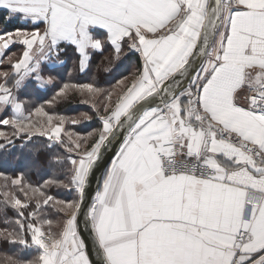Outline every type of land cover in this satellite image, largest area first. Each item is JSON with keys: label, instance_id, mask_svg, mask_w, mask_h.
<instances>
[{"label": "snow or ice", "instance_id": "6c2138e0", "mask_svg": "<svg viewBox=\"0 0 264 264\" xmlns=\"http://www.w3.org/2000/svg\"><path fill=\"white\" fill-rule=\"evenodd\" d=\"M0 8L33 26L0 32V65L12 69H0V126L11 129L0 131V148L21 140L33 170L52 169L40 184L0 173V243L36 253L5 254L0 264H264V0H0ZM69 48L81 73L97 55L98 72L132 56L135 70L109 88L63 83L29 110L17 93L54 83L45 66ZM73 95L100 125L87 135L66 128L79 120L48 110ZM58 187L77 198L49 194Z\"/></svg>", "mask_w": 264, "mask_h": 264}, {"label": "trees", "instance_id": "16d2710c", "mask_svg": "<svg viewBox=\"0 0 264 264\" xmlns=\"http://www.w3.org/2000/svg\"><path fill=\"white\" fill-rule=\"evenodd\" d=\"M8 12L6 10L0 11V32L12 31L16 28H25L24 24H21L19 20L12 19L10 22L6 19ZM9 51V50H7ZM11 52L16 53L19 56L22 51V47L19 44L13 45L10 49ZM101 56L97 55L93 59L91 67L85 72L81 73L77 66L76 56L72 49L69 48L65 55L60 57V61L47 63L44 69L45 76H55V81L52 84L46 85L41 88L36 85L35 82H30L26 87L21 89L17 95L20 99L26 100V107L31 110L34 106L40 104H47L49 100H53L58 89L66 82L83 83L92 82L94 79L102 82L105 88H109L115 85L116 81L120 78V75H130L135 70L136 57L132 56L131 59H125L123 63L117 62V65H113L111 70L97 71L96 65L99 64ZM0 69L11 72L7 62L0 65ZM84 98L79 95H73L67 101H58L53 106L49 107V111H54L66 117L79 120L80 122L75 125H66V128H70L81 135H87V133L95 131L100 125L93 115L94 109L91 104L84 103ZM11 115V113H8ZM85 115L93 116L92 120L85 119ZM0 131L10 132V128L0 126ZM43 138H39L37 143H43ZM0 143H4L0 140ZM22 141L16 140L14 144H5L3 148H0V173L15 176L20 172H24L27 178L33 184H40L43 180L52 176V169L45 167L39 171L32 169L34 157L30 151L29 146L21 147ZM65 183L67 180L65 179ZM49 194L64 200H74L77 198V193L73 189H66L64 187L53 188L49 190ZM8 218H14L15 212L11 209L7 211ZM50 217L58 219L54 213H50ZM4 216L0 214V228L5 227L3 223ZM18 254L21 259H31L36 254L33 249H25L19 244L0 243V256L2 255Z\"/></svg>", "mask_w": 264, "mask_h": 264}, {"label": "water", "instance_id": "95a60500", "mask_svg": "<svg viewBox=\"0 0 264 264\" xmlns=\"http://www.w3.org/2000/svg\"><path fill=\"white\" fill-rule=\"evenodd\" d=\"M101 175H102V171H98V172L96 173V176L94 177L92 183H91V186H90V188H89V190H88V199H89V200L94 196L95 191L97 190V184H98V182H99V180H100ZM78 224H79L81 227H83V218L78 217ZM91 258H92V259H95V256L92 255Z\"/></svg>", "mask_w": 264, "mask_h": 264}, {"label": "crops", "instance_id": "0c3cea01", "mask_svg": "<svg viewBox=\"0 0 264 264\" xmlns=\"http://www.w3.org/2000/svg\"><path fill=\"white\" fill-rule=\"evenodd\" d=\"M2 10H5V9L0 8V11H2ZM6 11H7V10H6ZM13 19L19 20V22H20L21 24H24V25H25V28H28L29 30H31L32 27H33L30 23H26L25 20H23V19H21V18H19V17H15V18H13ZM3 32H4V31H3ZM6 52H7V50H6ZM48 63H51V62H48ZM0 115H2V114H0Z\"/></svg>", "mask_w": 264, "mask_h": 264}]
</instances>
